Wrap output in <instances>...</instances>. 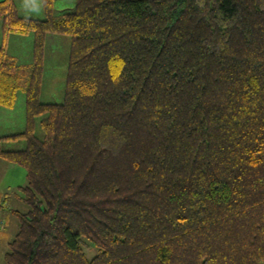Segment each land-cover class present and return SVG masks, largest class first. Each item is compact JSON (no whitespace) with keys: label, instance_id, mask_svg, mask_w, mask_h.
<instances>
[{"label":"trees","instance_id":"1","mask_svg":"<svg viewBox=\"0 0 264 264\" xmlns=\"http://www.w3.org/2000/svg\"><path fill=\"white\" fill-rule=\"evenodd\" d=\"M42 1L45 19L0 2L35 35L26 128L0 137L33 205L6 262L264 264V0ZM52 34L72 37L62 103L40 99Z\"/></svg>","mask_w":264,"mask_h":264},{"label":"rangeland","instance_id":"2","mask_svg":"<svg viewBox=\"0 0 264 264\" xmlns=\"http://www.w3.org/2000/svg\"><path fill=\"white\" fill-rule=\"evenodd\" d=\"M14 3L18 14L24 17L45 19L47 14L42 0H0ZM76 0H55L54 13L62 15L75 9ZM11 27V29H10ZM34 32L19 33L14 30L12 19L0 18V70L13 82L10 93L0 96V137L23 132L26 128V89L32 77L34 65ZM72 44L70 35L52 34L48 36L43 84L40 94L42 102L62 103L65 99L69 56ZM6 63V64H4ZM38 118L36 134H45ZM3 149H25L27 141L23 138H3ZM27 168L19 163L0 157V264L6 262L10 243L20 228V218L14 211L27 213L33 205L20 197L22 187L28 184ZM81 246L88 258L99 254L98 246L87 237H82Z\"/></svg>","mask_w":264,"mask_h":264},{"label":"crops","instance_id":"3","mask_svg":"<svg viewBox=\"0 0 264 264\" xmlns=\"http://www.w3.org/2000/svg\"><path fill=\"white\" fill-rule=\"evenodd\" d=\"M14 213H15V211H14ZM16 214V213H15Z\"/></svg>","mask_w":264,"mask_h":264}]
</instances>
